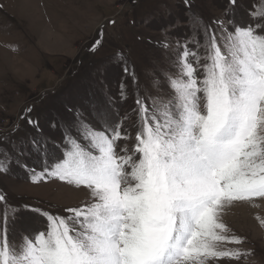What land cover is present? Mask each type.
I'll return each instance as SVG.
<instances>
[{
	"label": "snow or ice",
	"instance_id": "1",
	"mask_svg": "<svg viewBox=\"0 0 264 264\" xmlns=\"http://www.w3.org/2000/svg\"><path fill=\"white\" fill-rule=\"evenodd\" d=\"M184 3L195 38L176 43L175 74H164L171 95L142 90L135 72L124 69L136 86L133 149L120 144L130 139L124 128L130 117L119 118L112 98L90 104L87 115L68 109L74 115L60 124L59 157L48 148L62 147L54 141L29 138L17 145L9 137L12 151L2 153L0 174H10L12 162L26 168L22 156H51L45 173L88 189L91 199L66 208L68 215L42 212L47 229L19 241L9 238L16 210L5 212L0 264H210L250 255L218 245L244 243L226 234L224 209L264 199V0L248 10L243 25L234 18L238 0H229L231 11L211 23L192 11L193 0ZM161 46L172 47L167 40ZM149 86L162 91L155 74ZM120 98L127 99L124 85ZM27 123L39 130L38 121ZM6 200L0 193V202Z\"/></svg>",
	"mask_w": 264,
	"mask_h": 264
},
{
	"label": "rangeland",
	"instance_id": "2",
	"mask_svg": "<svg viewBox=\"0 0 264 264\" xmlns=\"http://www.w3.org/2000/svg\"><path fill=\"white\" fill-rule=\"evenodd\" d=\"M193 2L192 11L206 23L231 11L229 0ZM256 3L238 0L234 17L238 24L249 22L248 10ZM0 5V140L5 141L0 145V159H5V150L12 151L9 137L17 145L29 138L62 145L60 124L71 122L74 115L68 109L87 115L90 104L107 105L109 98L115 101L119 118L130 117L124 121L130 139L120 144L133 149L139 120L136 86L129 73L135 72L142 90L147 87L153 95H171L164 74H175V61L181 52L176 43L195 38L184 0H0ZM165 40L171 48L161 46ZM154 74L161 80L162 91L149 86ZM121 85L127 93L124 100L120 98ZM29 118L40 123L39 130L27 123ZM92 123L100 127L94 120ZM49 147L57 157L62 155L51 143ZM20 159L26 168L12 162L10 174H0V193L7 197L6 202H0V217L16 210L9 231L13 241L26 233L46 230L48 221L42 212L68 215L66 208L91 199L86 188L48 176L45 168L52 163L39 155ZM221 216L229 229L226 234L238 236L244 243L221 242L218 246L250 255L210 264H264V199L235 202Z\"/></svg>",
	"mask_w": 264,
	"mask_h": 264
},
{
	"label": "trees",
	"instance_id": "3",
	"mask_svg": "<svg viewBox=\"0 0 264 264\" xmlns=\"http://www.w3.org/2000/svg\"><path fill=\"white\" fill-rule=\"evenodd\" d=\"M182 1H183V0H182ZM39 128H40V123H39ZM48 148H49V151L52 152V150L50 149L49 145H48ZM60 151H61V154H62V149H61V148H60ZM39 157H41L44 161H46L42 155H39ZM52 159H53V158L50 156L46 162H48V163H53L54 161H52ZM29 164L32 166V163H31V162H30ZM33 166H34V165H33ZM12 173H13V174H16L13 170H12Z\"/></svg>",
	"mask_w": 264,
	"mask_h": 264
},
{
	"label": "bare ground",
	"instance_id": "4",
	"mask_svg": "<svg viewBox=\"0 0 264 264\" xmlns=\"http://www.w3.org/2000/svg\"><path fill=\"white\" fill-rule=\"evenodd\" d=\"M87 190H88V189H87ZM87 190H86V191H87Z\"/></svg>",
	"mask_w": 264,
	"mask_h": 264
}]
</instances>
